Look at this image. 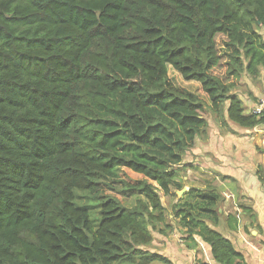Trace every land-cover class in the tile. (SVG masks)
Masks as SVG:
<instances>
[{"label": "trees", "instance_id": "1", "mask_svg": "<svg viewBox=\"0 0 264 264\" xmlns=\"http://www.w3.org/2000/svg\"><path fill=\"white\" fill-rule=\"evenodd\" d=\"M260 28L264 0H0V264H175L147 247L171 227L161 192L176 196L209 123L168 66L227 121L264 127V107L247 112L232 91L264 69ZM121 168L144 176L119 180L133 206L103 192ZM220 199L191 188L173 218L190 246L198 236L218 263L246 264L212 226Z\"/></svg>", "mask_w": 264, "mask_h": 264}, {"label": "crops", "instance_id": "2", "mask_svg": "<svg viewBox=\"0 0 264 264\" xmlns=\"http://www.w3.org/2000/svg\"><path fill=\"white\" fill-rule=\"evenodd\" d=\"M257 131L261 132L259 135L264 134V127ZM219 134L218 147L210 144L200 152L201 176L209 178L210 183L222 192L218 203L221 219L212 226L244 254L246 264H264V184L257 175L259 169H255L256 139H245L244 145V139L232 138L230 132H225V137ZM257 140L264 145V139ZM222 141L226 142L224 147L221 146ZM260 161L264 166V153ZM220 175L226 179L223 180ZM206 184L202 182L197 187L205 188ZM177 233L178 229H175L172 234L175 236ZM166 235L159 232L154 234V240L147 249L164 254L175 264H194L197 259L220 264L214 259L210 245L200 237L196 236L197 246L192 247L190 241L185 239L186 233L181 234V239ZM156 237L160 239L161 248L153 247ZM164 241L168 245L165 246Z\"/></svg>", "mask_w": 264, "mask_h": 264}, {"label": "rangeland", "instance_id": "3", "mask_svg": "<svg viewBox=\"0 0 264 264\" xmlns=\"http://www.w3.org/2000/svg\"><path fill=\"white\" fill-rule=\"evenodd\" d=\"M259 32L262 33L264 37V29L260 28ZM220 40L222 41V38H220ZM218 71L222 72V70H218ZM168 74H169V78L172 80V82L175 84V86L178 89L183 91H190L196 94L201 99V101L204 103L205 106V111L203 114L207 118L209 123L208 128L197 138V142L194 148L190 149L185 153L183 161L179 165L178 176H177L178 185L173 187L176 196H166L163 194V192H161L162 201L166 206L168 222L171 224V227L169 228L167 227L165 231H167L168 235L173 236L175 229H178L177 235L173 237H177L181 239V234L183 233L185 234V231L181 227H179V225L173 218L172 215L173 204L176 201H178L179 198H181L185 192H187L191 188L197 187L199 183L202 182L207 183L205 189L208 187H215L213 184L210 183L209 178H207L206 176L202 177L201 176L202 174L199 171L202 162L200 159L202 156L200 155L201 150H204L205 147H207L210 144H212L213 147L215 146L218 147L219 137H220L219 133H222V136L225 137L224 133L230 132L233 135L232 138L244 139L243 141L244 145H246L245 139L248 138L256 139L255 169L256 170L259 169L257 175L264 184V166L262 164V161H260L263 158L264 145L259 144L257 140L260 139V141H262L264 139V134L259 135L261 132L257 131L262 126H258L255 128H244L231 121H227L226 117L223 114L224 113L223 110L222 112L216 113L212 108V102L208 94L203 90L202 85L199 81L185 79L182 76V74L176 69H174L171 65L168 66ZM232 91L237 93L242 98L247 112H251L254 110L256 111L261 110L264 107V69L261 70L259 76L257 77H252L247 72H244L242 74L240 84L234 87ZM226 106H227V102H225L224 104V110L226 109ZM225 144L226 142L222 141L221 146L224 147ZM228 146H231V144H229ZM118 171L120 178L117 180H112L110 185L104 186L103 192L106 195H110L111 197L117 198L123 205L133 206L136 204L137 199L140 196L130 195L129 194L130 191L125 190L123 184L119 180L125 179L127 181L136 182L139 179H143L144 176L128 168H121ZM221 178L223 180L226 179L225 177L222 176ZM180 187L182 188L180 189ZM183 189L185 190L183 191ZM220 193L222 196L221 191ZM81 196H83L80 199L81 202L89 203V204H97L93 195H90L89 193H81ZM185 199H189V198L185 197ZM94 216H96V214H94ZM156 233L157 231H154L155 235ZM165 236L167 235L165 234ZM156 239L157 240L156 242H154L153 247L161 248L162 245L159 243L160 239L157 237ZM164 243L165 246L166 244L168 245L167 241H164ZM171 243L173 242L171 241ZM152 264H164V263L154 262Z\"/></svg>", "mask_w": 264, "mask_h": 264}, {"label": "water", "instance_id": "4", "mask_svg": "<svg viewBox=\"0 0 264 264\" xmlns=\"http://www.w3.org/2000/svg\"><path fill=\"white\" fill-rule=\"evenodd\" d=\"M185 189H183V191H184Z\"/></svg>", "mask_w": 264, "mask_h": 264}, {"label": "built area", "instance_id": "5", "mask_svg": "<svg viewBox=\"0 0 264 264\" xmlns=\"http://www.w3.org/2000/svg\"><path fill=\"white\" fill-rule=\"evenodd\" d=\"M260 111V110H259Z\"/></svg>", "mask_w": 264, "mask_h": 264}]
</instances>
